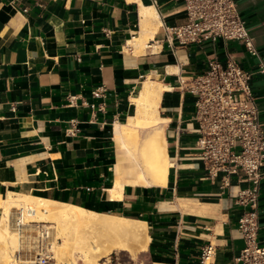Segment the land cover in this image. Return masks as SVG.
<instances>
[{
    "label": "crops",
    "instance_id": "crops-1",
    "mask_svg": "<svg viewBox=\"0 0 264 264\" xmlns=\"http://www.w3.org/2000/svg\"><path fill=\"white\" fill-rule=\"evenodd\" d=\"M235 1L255 55L237 40L179 44L168 30L186 20L182 0H0V199L33 194L140 220L146 264H196L207 243L215 245L213 264H234L244 245L237 195L247 183L241 172L225 186L207 176L195 144V98L177 78L233 57L252 71L264 130V0ZM149 7L158 18L153 42L137 50L130 42ZM147 79L161 85L157 126L168 166L158 183L141 174L120 127ZM258 208L263 244L264 174Z\"/></svg>",
    "mask_w": 264,
    "mask_h": 264
},
{
    "label": "built area",
    "instance_id": "built-area-1",
    "mask_svg": "<svg viewBox=\"0 0 264 264\" xmlns=\"http://www.w3.org/2000/svg\"><path fill=\"white\" fill-rule=\"evenodd\" d=\"M182 1L186 20L168 30L179 44L222 38L237 40L250 54L257 53L235 0ZM152 42L150 40L146 48H150ZM251 76V70L243 68L230 56L224 63L209 59L202 72L183 73L177 78L178 89L195 98L192 114L197 122L195 144L207 176L211 180L219 179L225 186L232 174L241 172L242 181L247 183L237 195L238 203L244 207L238 219L244 245L234 264H264V243L258 241L264 130L250 85ZM51 231L50 225L35 224L28 239L32 257L20 260V264L53 262ZM214 252L212 243L202 245L196 264H213Z\"/></svg>",
    "mask_w": 264,
    "mask_h": 264
},
{
    "label": "bare ground",
    "instance_id": "bare-ground-1",
    "mask_svg": "<svg viewBox=\"0 0 264 264\" xmlns=\"http://www.w3.org/2000/svg\"><path fill=\"white\" fill-rule=\"evenodd\" d=\"M156 21L158 18L153 7L141 11L140 35L130 42L135 49L146 47L156 28ZM160 92V83L147 79L132 97L135 108L133 118L127 126H120L121 133L127 138L125 144L138 162L141 174L150 183L162 182L168 166L161 130L157 126L161 121L157 109ZM140 129L150 130L146 136H142ZM0 204V264H20V260L31 258L32 252L30 248L27 249L30 235L27 233L35 228L33 223L45 221L47 217L58 223L50 236L55 259L52 264H78L79 259L84 264H106L101 259L113 249L127 252L132 257L146 249L148 235L145 223L140 220L114 217L78 205L59 203L25 193L9 192L3 200L0 199ZM78 225L122 233H117V237L97 240L94 236L86 237L78 233ZM56 236L63 239L62 243L54 241ZM23 244L27 245L26 249H23ZM75 251L78 252L77 255Z\"/></svg>",
    "mask_w": 264,
    "mask_h": 264
},
{
    "label": "rangeland",
    "instance_id": "rangeland-1",
    "mask_svg": "<svg viewBox=\"0 0 264 264\" xmlns=\"http://www.w3.org/2000/svg\"><path fill=\"white\" fill-rule=\"evenodd\" d=\"M35 224H46L50 225V227L53 229V227L58 226V223L53 220L52 218L47 217L45 221H40V222H35ZM71 226V225H70ZM78 233H82L83 236H94L97 240H103L106 237L110 236H118L117 233H122V232H115V231H109L105 229H100V228H95V227H89L86 225H78L77 226ZM33 229L28 232L27 234L31 235ZM30 238V236H29ZM57 243H62L63 239L61 237L56 236V239L54 240ZM23 249H26L27 245L25 246L24 244ZM30 246L28 245L29 249ZM78 254L77 251H75V254ZM54 254V253H53ZM76 254V255H77ZM55 259L53 260L52 263H54ZM105 262L106 264H146V261L142 255L141 252H139L135 257L130 256L127 252H120L117 249H113L107 256L103 257L101 259V262ZM51 263V264H52ZM19 264V263H18ZM78 264H84L81 259H79Z\"/></svg>",
    "mask_w": 264,
    "mask_h": 264
}]
</instances>
